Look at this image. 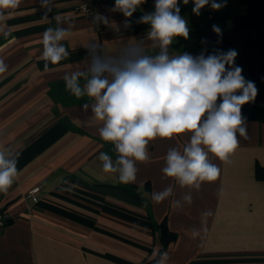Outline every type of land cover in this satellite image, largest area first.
<instances>
[{
	"label": "crops",
	"instance_id": "0c3cea01",
	"mask_svg": "<svg viewBox=\"0 0 264 264\" xmlns=\"http://www.w3.org/2000/svg\"><path fill=\"white\" fill-rule=\"evenodd\" d=\"M81 1L52 0L47 20L39 0H21L4 12L9 35L0 34V59L8 66L0 74V149L17 159L18 174L0 192V208L10 217L0 228V264H141L160 253L162 223L176 234L163 251L165 264H264V180L256 174L264 166V122L246 121L248 139L237 134L239 144L227 162L209 153L220 175L199 190L181 188L161 171L169 148L182 152L188 134L150 141L149 158L136 162V180L120 183L98 158L104 152L115 160L117 153L99 136L102 122L93 118V101L74 96L63 77L88 68L89 42L101 45V56L141 39L147 54L159 48L147 39L149 25L138 31L124 26L130 18L111 11L115 0H101L109 18L101 31L77 11ZM153 11L154 0H146L133 15ZM57 26L71 29L61 41L70 55L59 64L48 62L45 71L42 36ZM168 51L183 52L176 37ZM169 185L173 196L155 203L151 194ZM35 186L36 201L26 196ZM188 194L192 204L176 208L173 201ZM205 210L212 215L202 227ZM193 229L200 230L195 238Z\"/></svg>",
	"mask_w": 264,
	"mask_h": 264
},
{
	"label": "clouds",
	"instance_id": "9594fccd",
	"mask_svg": "<svg viewBox=\"0 0 264 264\" xmlns=\"http://www.w3.org/2000/svg\"><path fill=\"white\" fill-rule=\"evenodd\" d=\"M145 2L115 0L111 11L130 18ZM182 2L187 5L189 0ZM209 2L193 0V14L199 16ZM20 3L21 0H0V34L5 37L9 33L3 24L4 12L18 8ZM39 3L45 10L42 19L47 20L52 0H39ZM225 3L226 0H211L210 7L219 11ZM180 12L179 0H154V11L137 21L150 26L147 39L152 41L153 49L159 48L157 54L146 53L143 39L126 45L115 55L105 56L96 54L101 48L99 43L89 42L85 46L91 55L88 68L66 73L63 77L66 89L74 96H87L93 101V118L102 122L99 136L112 143L117 153L115 160L104 152L98 158L105 173H118L120 183L136 180V162L149 158L150 141L188 134L190 139L182 152L177 147L169 148L161 171L181 188L199 190L204 182L215 181L220 175V168L209 160V153L227 162L239 144L237 134L248 139L242 106L255 100L258 93L255 83L246 80L243 69L235 65L238 55L235 49L226 53L217 49L207 56L203 52L197 56L188 52L169 55L168 49L175 37L189 38L188 21ZM97 21L109 25V18L99 13L93 20ZM124 26L130 27V20L126 19ZM212 31L222 37L218 25H212ZM70 33V28L60 26L49 27L43 33L41 58L45 61V71L48 62L55 65L69 57L61 41ZM7 69L5 61L0 59V74ZM88 108L89 103L82 105L83 111L87 112ZM17 174V159L6 149H0V192L8 190ZM173 194L174 189L169 185L154 191L151 197L159 204ZM173 203L176 208H183L184 204H192V197L184 195ZM210 215L211 210L200 213L202 227ZM199 234L200 230H192L193 238ZM158 255L157 264H165L168 253Z\"/></svg>",
	"mask_w": 264,
	"mask_h": 264
},
{
	"label": "trees",
	"instance_id": "16d2710c",
	"mask_svg": "<svg viewBox=\"0 0 264 264\" xmlns=\"http://www.w3.org/2000/svg\"><path fill=\"white\" fill-rule=\"evenodd\" d=\"M210 4L211 0L197 16L192 12L193 0H189L187 5L179 0L180 14L188 17L190 33L187 40L176 37V44L182 47L183 52L193 56L202 52L207 56L217 49L225 53L235 49L238 53L235 65L243 69L242 75L246 80L253 81L258 89L255 100L242 106V115L246 117V121L264 122V0H226L225 6L219 11L211 9ZM140 17L139 14L130 17L136 31L147 25L137 23ZM214 24L222 30V37L212 31ZM256 174L264 180V166H257ZM175 237L176 234L170 232L165 223H162L160 253ZM159 259L157 255L141 264H157Z\"/></svg>",
	"mask_w": 264,
	"mask_h": 264
},
{
	"label": "built area",
	"instance_id": "2783aa9c",
	"mask_svg": "<svg viewBox=\"0 0 264 264\" xmlns=\"http://www.w3.org/2000/svg\"><path fill=\"white\" fill-rule=\"evenodd\" d=\"M76 9L79 13L85 15L86 17H88L95 29L97 31H101L104 28V24L102 22H93L94 17L97 13L102 14L103 15V10H102V6H101V0H85V1H81L77 6ZM40 190V186H35L33 188H31L26 196L27 197H31L33 200H37V195L39 193ZM10 220L9 214L7 213L6 210L1 209L0 208V228H2L4 225H6Z\"/></svg>",
	"mask_w": 264,
	"mask_h": 264
}]
</instances>
